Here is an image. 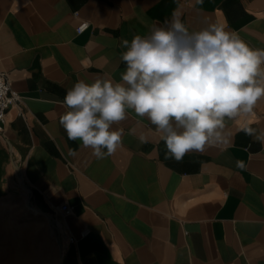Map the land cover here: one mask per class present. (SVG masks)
I'll return each instance as SVG.
<instances>
[{"label":"crops","instance_id":"1","mask_svg":"<svg viewBox=\"0 0 264 264\" xmlns=\"http://www.w3.org/2000/svg\"><path fill=\"white\" fill-rule=\"evenodd\" d=\"M174 13L264 49V0H0V71L22 96L0 133V264H264V142L241 130L264 133V98L180 162L131 111L101 160L59 122L75 82L119 81L121 40Z\"/></svg>","mask_w":264,"mask_h":264},{"label":"clouds","instance_id":"2","mask_svg":"<svg viewBox=\"0 0 264 264\" xmlns=\"http://www.w3.org/2000/svg\"><path fill=\"white\" fill-rule=\"evenodd\" d=\"M121 47L120 80H78L66 92L59 119L68 138L98 160L122 147L118 125L130 111L154 126L165 158L180 162L189 152L226 142L227 121L253 114L264 98V49L251 47L226 24L190 30L174 13L146 35L122 39ZM241 130L264 142V133ZM236 166L245 167L243 161Z\"/></svg>","mask_w":264,"mask_h":264},{"label":"built area","instance_id":"3","mask_svg":"<svg viewBox=\"0 0 264 264\" xmlns=\"http://www.w3.org/2000/svg\"><path fill=\"white\" fill-rule=\"evenodd\" d=\"M89 27L88 21H81L77 27L76 31L82 33ZM22 96L11 86L10 79L5 71H0V133L4 131L5 123L7 121V112L11 105H20ZM22 114V112H21ZM61 209L65 213L71 212V207L67 203L61 205ZM87 231L83 232L81 235H86ZM70 242H76L75 236H69Z\"/></svg>","mask_w":264,"mask_h":264},{"label":"water","instance_id":"4","mask_svg":"<svg viewBox=\"0 0 264 264\" xmlns=\"http://www.w3.org/2000/svg\"><path fill=\"white\" fill-rule=\"evenodd\" d=\"M59 238H60V235H59Z\"/></svg>","mask_w":264,"mask_h":264}]
</instances>
